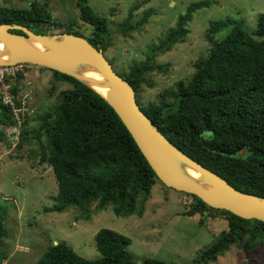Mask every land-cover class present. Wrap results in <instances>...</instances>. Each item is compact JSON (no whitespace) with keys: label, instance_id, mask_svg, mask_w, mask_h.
<instances>
[{"label":"trees","instance_id":"1","mask_svg":"<svg viewBox=\"0 0 264 264\" xmlns=\"http://www.w3.org/2000/svg\"><path fill=\"white\" fill-rule=\"evenodd\" d=\"M89 0H76L80 19L91 25L84 35L71 25L55 23L47 3L32 0L26 7L13 4L0 6V23H18L39 34H52V28L86 38L103 52L110 46L112 28L108 19L95 13ZM210 0L192 2L179 15L177 28L162 43L167 48L184 38V24L192 13L208 6ZM209 32L230 27L219 41L213 42L206 58L201 59L191 77L169 90L171 101L141 105L139 88L147 84L145 76L151 62L134 64L127 73L117 72L135 89L141 110L179 149L203 166L223 177L235 188L264 197V13L257 17L254 38L244 28V20L228 17L210 21ZM59 25V26H58ZM57 26V27H55ZM112 26V25H111ZM125 22L116 27L126 32ZM22 33L20 30H13ZM72 88L64 91L53 113L41 118L40 129L45 146L40 148L39 161L47 162L57 182L55 203L44 211H63L69 206L86 210L97 201L102 209L111 205L117 216L142 213L143 203L152 186L159 181L122 121L90 86L52 70ZM16 97L19 76H7ZM0 122H11L8 105L0 101ZM3 135L0 133V141ZM184 215H201L199 221L223 217L226 228L202 253L195 264H208L233 245L245 255L264 245V222L245 219L232 212L214 208L195 195ZM141 204L136 209L137 197ZM8 208L0 203V243L7 236L4 220ZM97 258H84L65 241L50 243L35 264H138L129 251L130 238L110 228H100L94 235ZM139 264H169L165 260L146 257Z\"/></svg>","mask_w":264,"mask_h":264},{"label":"rangeland","instance_id":"2","mask_svg":"<svg viewBox=\"0 0 264 264\" xmlns=\"http://www.w3.org/2000/svg\"><path fill=\"white\" fill-rule=\"evenodd\" d=\"M32 0H0V6L26 7ZM47 3L55 23L71 25L84 35L92 26L80 19L76 0H37ZM200 0H89L93 11L108 19L110 46L105 57L116 72L127 73L131 66L151 62L152 68L141 85L138 99L141 105L171 101L167 94L180 82L186 83L197 69L196 64L207 57L213 42L221 40L230 30L209 32L210 21L228 17L244 20V28L254 38L257 17L264 13V0H210L208 6L197 9L184 24L181 41L162 48L167 34L177 28L179 15L187 6ZM127 22L131 27L124 33L116 27ZM112 25V26H111ZM59 26V25H58ZM57 27V26H55ZM52 28L54 34L61 29ZM26 75L19 76L17 98L27 93L22 121L14 125L0 122V203L8 208L4 226L7 236L0 243V264H35L50 243L67 242L80 256H99L94 235L100 228H110L130 238L128 246L138 264L146 257L165 260L169 264H195L194 258L210 246L226 228L223 217L199 221L201 215H184L193 202L191 196L166 187L157 181L143 203L141 214L117 216L112 206L102 209L97 201L87 209L69 206L63 211H44L55 203L57 182L51 166L39 161L45 136L39 125L41 118L53 113L62 93L72 86L59 79L51 69L27 63ZM13 79L10 83L14 84ZM30 81L25 87L24 82ZM2 118V116H0ZM137 197L136 209L140 207ZM208 264H264V245L245 255L233 245Z\"/></svg>","mask_w":264,"mask_h":264},{"label":"water","instance_id":"3","mask_svg":"<svg viewBox=\"0 0 264 264\" xmlns=\"http://www.w3.org/2000/svg\"><path fill=\"white\" fill-rule=\"evenodd\" d=\"M32 41L45 49L35 48ZM0 42L6 47L0 55L7 53V59L0 60V65L29 63L69 75L96 92L93 85L105 86L107 96L98 93L118 115L156 177L166 187L195 195L211 207L264 222V197L235 188L175 146L141 110L134 87L114 70L101 48L73 33L39 34L18 23H0ZM84 66L100 71L105 81L79 74L78 70ZM185 168L198 172L200 180L208 187L188 175Z\"/></svg>","mask_w":264,"mask_h":264},{"label":"built area","instance_id":"4","mask_svg":"<svg viewBox=\"0 0 264 264\" xmlns=\"http://www.w3.org/2000/svg\"><path fill=\"white\" fill-rule=\"evenodd\" d=\"M27 66V63H16L13 65H0V101L8 105L15 115L14 125L19 126L22 121V110H25L26 105V97L28 96L27 93L22 94L20 98H17L13 96L12 94V84L10 82L6 81L7 76H11L13 78L18 76H24L26 75V72L24 71V67ZM24 85L26 87L30 85V81L24 82Z\"/></svg>","mask_w":264,"mask_h":264},{"label":"bare ground","instance_id":"5","mask_svg":"<svg viewBox=\"0 0 264 264\" xmlns=\"http://www.w3.org/2000/svg\"><path fill=\"white\" fill-rule=\"evenodd\" d=\"M31 44L39 49V50H43L45 49L44 46H42L40 43H38L37 41H32ZM6 47L3 45V43L0 42V51H4ZM7 59V53H3L2 55H0V60H6ZM79 74L85 76V77H89L92 79H96V80H100V81H105L103 75L100 73V71H98L97 69L90 67V66H84L82 68H80L78 70ZM93 87L104 97L107 96V90L105 86H96L93 85ZM185 171L188 173V175H190L193 179H195L196 181L200 182L204 187H208L207 185H205L204 183H202V181L199 178V174L198 172H196L193 169L190 168H185Z\"/></svg>","mask_w":264,"mask_h":264},{"label":"crops","instance_id":"6","mask_svg":"<svg viewBox=\"0 0 264 264\" xmlns=\"http://www.w3.org/2000/svg\"><path fill=\"white\" fill-rule=\"evenodd\" d=\"M54 243H55V241H54Z\"/></svg>","mask_w":264,"mask_h":264}]
</instances>
